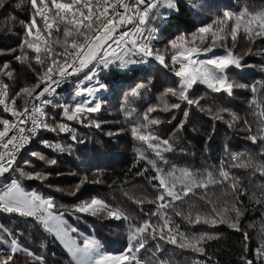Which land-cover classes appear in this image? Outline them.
<instances>
[{
    "label": "trees",
    "instance_id": "1",
    "mask_svg": "<svg viewBox=\"0 0 264 264\" xmlns=\"http://www.w3.org/2000/svg\"><path fill=\"white\" fill-rule=\"evenodd\" d=\"M202 3L203 7L191 8L188 0H176L178 11L175 10L166 21L159 24L156 40L153 41L154 47L163 50L171 40L181 34L191 41L192 34L197 33L200 27L222 18L224 11L239 13L244 6H248L250 10L264 9V0H202ZM31 13L29 0H7L4 7L0 8V68L9 63L10 70H13L11 78L0 75V80L9 85V100L22 88L34 86L38 82L37 74L42 72L41 67L31 59L34 56L31 50H28L31 68L14 59L15 55L19 54L25 37L24 26L20 22L29 21ZM37 23L42 26L39 17ZM231 26L229 22L228 28ZM210 42L211 37H208L203 45L199 44V41L195 45H186L207 47ZM53 47L56 51H62L58 45ZM216 47L231 49L235 55L245 58L244 70L231 68L228 75L230 79L249 87L234 88L233 97H229L227 94L212 93L205 85H195L189 96L193 99L204 97L200 99L199 106H188L169 94L164 97L166 102L169 105L180 102L181 107L164 112L162 94L168 88H178L180 83V79L173 72L152 61L148 65L130 66L128 70H121L117 64H111L107 69L103 66L97 69L100 82L108 85V89L102 90L99 95L106 101L101 111L82 115L80 119L83 123L68 121L63 116L61 105L72 104L71 97L80 82L78 77H73L51 98L53 103L47 105L45 110L51 127L66 123L73 132H44L26 146L17 164L24 166L23 161L28 160L36 170L50 175L43 183L22 179V186L27 191L54 197L57 207L53 211L63 212L64 217L77 223L80 230L94 233L102 242L103 250L118 253L123 252L128 245L130 227L140 226L147 219L154 223L161 222L158 217L151 215L157 208V203L150 201H157L158 191L153 185L158 182L151 180L156 172L148 164V160L157 161L158 167L164 172L172 168L188 170L197 179L206 177L208 173L218 179L223 162L235 178V192L229 183L209 184L207 189H195L183 201H176L163 210L186 235L207 233L215 237L201 245L206 255L192 252L190 249H181L159 240L158 237L152 239L151 235L146 233L145 247L140 251L142 264H160L161 261L163 264H194L195 261H206L207 264H243L241 257L244 255L253 259L254 264H264V261H257L254 254L255 248L264 238V176L254 168L231 166L233 163H239L231 160L233 154L239 153L244 154L242 161L264 163V143L253 144L247 139L250 134L248 125H251L252 134H255L262 119L259 112L264 108V39L256 38L255 43H250L241 31L234 47L230 37L226 41H218ZM170 55L171 51L166 54L167 57ZM167 62L169 60L166 58ZM138 83L146 85V88L141 90V96L125 100V95ZM253 84L257 87L256 93L251 91L250 86ZM253 100L256 101L255 104ZM15 106L22 110V97L16 100ZM153 107L156 111L149 113V118H158L161 123L152 126L151 130L161 139H169L174 148L171 152L163 153L166 164H162L153 150L135 139L131 133L134 122L142 119ZM217 107L230 110L236 117L235 122L228 113L223 114V120L214 119L207 109L211 108L214 113ZM129 111L132 112L131 117L128 115ZM185 111L189 113L186 120ZM0 118L11 119L1 106ZM91 121L99 122L100 128L90 126ZM181 121H185L182 129L178 127ZM72 135L76 136V141L71 139ZM42 139L59 143L68 150L63 153L54 152L40 143ZM81 140L85 143H79ZM33 151L56 159L57 164L46 165L30 155ZM141 152L147 159H139ZM25 170L31 171L32 168L25 167ZM179 174L177 171V175ZM15 176L16 173L13 172L0 178V187L9 183L10 178ZM77 185L80 187L76 195L66 194ZM56 188L64 191H56ZM94 197L104 199L110 206L123 210L128 219L116 220L106 216L101 218L69 211L77 203ZM60 205L66 207L61 208ZM233 206L243 212L239 218L240 231L230 228L227 224L210 226L204 223H190L185 218L190 213L194 221L197 213L207 216L215 208L228 219L234 220ZM176 212L181 215H176ZM0 221L4 228L18 235L22 245L21 250L13 254L6 245L0 244V256L13 255V264H75L56 236L43 229L33 218L0 212ZM245 232L248 235L247 242L244 240ZM77 235L80 238V235ZM5 238L10 239L7 236ZM29 252L33 255H29ZM36 256L42 259L37 260Z\"/></svg>",
    "mask_w": 264,
    "mask_h": 264
},
{
    "label": "snow or ice",
    "instance_id": "2",
    "mask_svg": "<svg viewBox=\"0 0 264 264\" xmlns=\"http://www.w3.org/2000/svg\"><path fill=\"white\" fill-rule=\"evenodd\" d=\"M6 2L7 0H0V8H3ZM29 3L32 13L29 21L20 22L24 26L25 37L22 40L19 54L15 55L14 59L31 68L28 54V50H31L34 53L31 59L41 67L42 72L37 74L38 82L34 86L22 88L11 100L8 96L9 85L0 80V106H3L4 112L10 113L14 118H0V178H4L9 173H16V176L10 178V182L0 189V212L33 218L39 222L47 232L54 233L56 237L65 241L75 264H142L137 254L145 247L146 233L150 234L152 239L158 237L159 240L176 245L181 249H190L192 252L206 255L205 249L201 245L206 240L215 237L207 233L186 235L179 230V225L173 223L172 218L163 210L169 208L176 201H183L195 189H207L209 184L229 183L235 192L237 190L235 178L223 162L218 179H214L211 173H208L204 178L197 179L188 170L172 168L170 171L164 172L161 167H158L157 161L148 160V164L156 172L151 180L158 182L153 185L158 191L157 201H150L157 203V208L151 215L158 217L161 222L154 223L151 219H147L140 226L130 227L131 235L126 250L119 255H111L102 250L103 245L94 237H83L82 245L69 237V230L63 220L64 213L53 212V209L57 207L55 198L44 196L36 191H26L21 183L22 179L43 183L49 178L50 173L36 170L28 160L23 161L24 166H20L17 164V160L20 153L32 142L41 129L60 133L73 132V129L66 123L51 127L46 122L44 108L52 104L53 101L44 99V97L46 94L51 96L55 93L54 85L58 87L68 77L79 74L85 69L90 71V74L85 75V80H93L98 76L96 69L101 66L107 69L111 64H117L119 69L128 70L130 66L148 65L150 61L157 62L158 65L180 78L178 88H168L161 96L162 111L164 112L180 109V102H185L188 106H199L200 99H204V97L193 99L189 96L190 91L198 83L206 85L212 93L223 92L229 96L232 95L234 88L249 87V85L230 79L228 75L230 68L242 69L245 66L241 63L242 57L235 55L231 49H228L225 54H213L206 59H199V56L214 53L217 42L226 41L229 37L234 47L241 31L250 43H255L256 38L264 39V9L250 10L248 6H244L239 13L224 11L222 18L200 27L197 33L192 34L191 41L181 34L171 40L168 46L162 50L155 48L153 41L156 40L159 24L166 21L170 13L161 12L160 9L166 7L178 11L176 0H29ZM188 5L191 8L204 6L202 0H188ZM38 17L42 21V26L37 23ZM229 22L232 25L230 28H228ZM129 25H132L131 29H128ZM208 37H211V42L207 47L185 46L187 43L195 45L197 41L203 45ZM53 45H58L62 51H56ZM169 51H171V55L167 57L166 54ZM166 58L169 60L167 63ZM0 75H6L9 78L13 76V70H10L9 63L3 64L0 68ZM41 85L44 86L37 93L36 89L41 88ZM250 87L253 93L257 92L255 84ZM145 88L144 83L136 84L125 95V100L139 98L141 90ZM107 89L108 85L98 79L95 80L92 87H77L72 99L75 100L82 96H86L87 99L74 105H61L63 116L68 121L83 123L80 119L82 115L101 111L106 101L97 96V93ZM169 94L180 102L169 105L164 99ZM21 97L24 104L22 110L15 106L16 100ZM253 103L255 104L256 101L253 100ZM154 111H156L155 107L150 108L142 119L134 122L131 133L135 139L152 149L162 164H166L167 161L163 153L171 152L174 148L169 139H161L154 130H151L152 126L161 123L158 118H149V113ZM207 111L217 120H223L224 113H228L233 122L236 120L235 115L226 108L217 107L214 113L211 108H208ZM188 114V111L184 112L185 120ZM128 115L131 117L132 112L129 111ZM259 116L262 119L259 121L255 134H252L251 125H248L250 134L247 139L253 144L264 143V108L260 110ZM174 118L173 116L172 119ZM184 122L181 121L178 127L182 129ZM90 126L100 128L101 125L99 122L91 121ZM71 139L76 141L77 138L72 135ZM40 143L54 152L63 153L68 150L61 144L52 143L47 139H42ZM79 143L83 144L85 141L81 140ZM30 155L43 161L46 165L57 164L56 159L48 158L39 152L33 151ZM242 156H244L243 153L233 154L231 160L239 163H233L231 166L254 168L261 176H264V163L256 164L250 160L245 162L241 160ZM139 159H147V157L141 152ZM25 167H30L32 170L26 171ZM177 171H179V175H177ZM49 187L53 186L49 185ZM79 187L80 185H77L74 190L66 194L76 195ZM55 190L64 191L60 188ZM138 203H143V201H138ZM209 203L211 202L209 201ZM60 207L66 206L60 205ZM69 211L90 214L94 217L101 216V218L106 216L116 220L128 219L123 210L114 208L104 199L96 197L77 203ZM233 211L235 213L234 220L228 219L215 208L207 216L197 213L194 221L190 213L185 218L190 223L196 224L204 223L210 226L227 224L230 228L240 231L239 218L243 212L235 206H233ZM176 215L179 216L181 213L176 212ZM71 231L75 232L77 229H71ZM243 235L247 242V233L245 232ZM0 243L7 245L9 252L13 254L22 248L18 235L7 228H0ZM244 247L245 253H247V243ZM24 251L28 250L24 249ZM254 254L257 261H264V238L255 248ZM29 255H33V253L29 252ZM36 259L41 260L42 258L36 256ZM241 259L243 264H254L253 259H249L247 255L242 256ZM0 264H13V255L0 256ZM160 264L163 262L161 261ZM194 264H207V262L195 261Z\"/></svg>",
    "mask_w": 264,
    "mask_h": 264
},
{
    "label": "rangeland",
    "instance_id": "3",
    "mask_svg": "<svg viewBox=\"0 0 264 264\" xmlns=\"http://www.w3.org/2000/svg\"><path fill=\"white\" fill-rule=\"evenodd\" d=\"M160 11L161 12H164V13H173V12H175V10H170V9H167L166 7H162L161 9H160ZM186 47H189V46H187V45H185ZM228 49L227 48H222V47H216L215 49H214V53H207V54H202V55H200L199 56V59H206V58H208V57H210V56H212L213 54H217V55H222V54H225L226 53V51H227ZM118 63V62H117ZM152 63H154V64H156V65H158V63L157 62H155V61H152ZM243 63H244V61L242 62V65H243ZM160 66V65H159ZM91 67V66H90ZM162 67V66H161ZM97 71V70H96ZM86 74H90V71H89V69H86L85 70V73H83L82 75H80V76H78V79L80 80V82L78 83L79 84V86L78 87H83V88H87V87H92V86H94V84H95V80H99L100 81V78H99V75L98 76H96V77H94L93 78V80H85V75ZM179 78V77H178ZM180 79V78H179ZM199 84V83H198ZM197 84V85H198ZM203 85V84H202ZM206 86V85H205ZM102 91V90H101ZM98 92L97 93V96H99L102 92ZM72 97H73V95H72ZM71 97V98H72ZM100 97V96H99ZM87 99V97L86 96H82V97H77L75 100H73L72 99V104L74 105L75 103H77V102H83L84 100H86ZM63 101H64V99H63ZM94 103V102H93ZM88 106H91V105H88ZM179 186V185H178ZM0 189H2V186L0 187ZM27 191V190H26ZM54 213H56V214H59V213H57V212H55V211H53ZM63 220L66 222V227L68 228V230H69V237L72 239V240H76L78 243H80L81 245H82V241H83V237H85V236H88V237H94V238H96V239H98L97 238V236L93 233H87V232H85V231H82V230H80L79 228H78V224L77 223H73V222H71V221H69L66 217H64L63 216ZM0 228H4L3 227V225H2V223H1V221H0ZM71 229H77V231H75V232H73V231H71ZM54 234V233H53ZM77 234H79L80 235V238H81V240L82 241H80V238L78 237V235ZM55 235V234H54ZM128 236L130 237V234H128ZM57 239H58V241L61 243V245L67 250V252L71 255V253L69 252V250H68V247L66 246V244H65V241L64 240H62V239H60V238H58V237H56ZM10 240V239H9ZM99 240V239H98ZM100 241V240H99ZM101 242V241H100ZM129 243V242H128ZM1 244V243H0ZM101 244H102V242H101ZM7 246V245H6ZM128 246V245H127ZM7 248H8V246H7ZM127 248V247H126ZM9 250V249H8ZM103 250V249H102ZM126 250V249H125ZM124 250V251H125ZM103 251H105L106 253H108V254H111V255H119V254H121L122 252H118V253H114V252H108V251H106V250H103ZM123 251V252H124ZM138 256H139V258H140V252L137 254Z\"/></svg>",
    "mask_w": 264,
    "mask_h": 264
},
{
    "label": "built area",
    "instance_id": "4",
    "mask_svg": "<svg viewBox=\"0 0 264 264\" xmlns=\"http://www.w3.org/2000/svg\"><path fill=\"white\" fill-rule=\"evenodd\" d=\"M132 28V25H129L128 26V29H131ZM122 30H125V29H122ZM117 51H119V49H117ZM86 70V69H85ZM85 70L84 71H82L81 73H79V74H76V75H73L72 77H68L64 82H62L58 87L57 86H53V87H55V93H53L51 96H49V95H47L46 94V96L44 97V99H51L53 96H55L56 94H58L59 93V91H61L62 90V88L63 87H65L67 84H68V82L73 78V77H75V76H79V75H81V74H83L84 72H85ZM44 86V85H43ZM43 86H41V88H39L36 92L38 93L42 88H43ZM37 103H39V101H37ZM2 108H3V106H1ZM18 109V108H17ZM46 110V106H45V108H44V111ZM9 115H10V117H11V119H14L12 116H11V114L10 113H8ZM46 122L50 125V120H49V118L47 117V115H46ZM51 126V125H50ZM44 132H48V130H44V129H41L40 131H39V133H38V135L37 136H39L40 134H42V133H44ZM36 136V137H37ZM22 153V152H21ZM20 153V154H21Z\"/></svg>",
    "mask_w": 264,
    "mask_h": 264
},
{
    "label": "water",
    "instance_id": "5",
    "mask_svg": "<svg viewBox=\"0 0 264 264\" xmlns=\"http://www.w3.org/2000/svg\"><path fill=\"white\" fill-rule=\"evenodd\" d=\"M233 53H234V52H233ZM240 57H242V56H240ZM243 61L245 62V58H244V57H242L241 63H242ZM232 68H235V67H232ZM230 69H231V68H230ZM239 70H244V68L239 69ZM233 93H234V90H233ZM233 93H232L231 96H229V95H228V96H229V97H233ZM216 94H218V95H222V94H225V93L222 92V93H216Z\"/></svg>",
    "mask_w": 264,
    "mask_h": 264
}]
</instances>
